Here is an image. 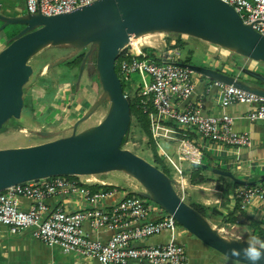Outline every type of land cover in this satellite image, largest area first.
I'll return each mask as SVG.
<instances>
[{
	"label": "water",
	"instance_id": "water-1",
	"mask_svg": "<svg viewBox=\"0 0 264 264\" xmlns=\"http://www.w3.org/2000/svg\"><path fill=\"white\" fill-rule=\"evenodd\" d=\"M14 25L21 27L0 50V130L9 120L21 117L23 88L32 74L29 61L47 48L71 50L68 55L48 64L49 68L85 50L75 88L79 87L85 73L87 77L96 75L101 90L87 111L75 121L69 135L32 130L47 141L0 148V191L55 175L96 176L121 172L143 188L130 192L161 207L207 247L246 264L237 250L248 239L222 234L199 210L183 200L173 186V177L124 148L122 141L127 135L131 112L116 72V60L132 39L174 33L197 38L264 65V36L251 24H244L233 7L223 0H95L73 11L49 16L26 11L15 16L0 13V33L8 32ZM176 64L264 100L262 71L237 68L250 81L260 83L254 85L219 69L181 60ZM103 103H107L104 118L96 125L77 131L79 124L89 119ZM217 173L230 177L233 184L240 186L256 184L239 179L227 170L219 169Z\"/></svg>",
	"mask_w": 264,
	"mask_h": 264
},
{
	"label": "built area",
	"instance_id": "built-area-1",
	"mask_svg": "<svg viewBox=\"0 0 264 264\" xmlns=\"http://www.w3.org/2000/svg\"><path fill=\"white\" fill-rule=\"evenodd\" d=\"M93 1L25 0V11L49 16L73 11ZM223 1L233 7L244 24H251L264 36V0ZM121 52L122 57L116 60L117 75L126 84L125 96L136 99L137 108L147 115L152 140L175 139L170 136L174 131L165 126L171 122L185 131L196 132L204 142L249 147V135L236 132L233 117L226 112L235 104L249 105L246 118L264 124V100L260 96L209 80L204 93L208 94L212 88L217 90L220 114H208L203 99L192 98L199 79L188 68L177 65L179 60L159 50L156 54L148 49L136 53L131 43ZM178 143V162L169 156L165 158L175 181L173 186L183 198L178 188H185L180 162L199 164L203 155L188 136ZM233 197L241 211L257 203L264 204V180L236 187ZM24 201L29 204L24 206ZM0 224L11 234L29 229L31 236L41 243L98 264L187 262L185 246L175 239L179 225L161 207H151L147 199L131 194L127 187L99 180L85 181L76 175H55L1 190ZM163 233L170 234L167 242L142 244Z\"/></svg>",
	"mask_w": 264,
	"mask_h": 264
},
{
	"label": "rangeland",
	"instance_id": "rangeland-1",
	"mask_svg": "<svg viewBox=\"0 0 264 264\" xmlns=\"http://www.w3.org/2000/svg\"><path fill=\"white\" fill-rule=\"evenodd\" d=\"M20 27L19 25H14L8 28V35L18 31ZM150 40L156 41L158 47H143L141 49H148L150 51H157V49H159L163 54L166 53V55L173 59L181 61L187 59L193 64L219 69L222 72H232L231 74L233 75L239 74V70L236 67L237 65L264 72V65L262 63L243 58L218 46L187 35L158 33L155 34L153 38L151 37ZM132 48L133 51L138 53L134 46H132ZM70 51L71 50L66 47L47 48L29 61L32 67V74L23 88L24 105L21 117L19 119L9 120L2 127L0 130V148L15 146L25 141H29L33 144L47 141L46 139L37 137L31 132L32 130L56 131L59 134L58 136L69 135L75 121L78 120L94 102L101 90L95 74L89 77L83 74L79 87L76 89L75 82L78 68L69 69L65 64L71 57L57 66L52 68L48 67V64L59 57L68 55ZM81 52H85V50ZM197 76L200 75L198 73H193V77ZM242 81L248 84L252 83L248 78ZM248 108H250V106L247 104H239L237 106L232 105L227 109L229 115H244L242 118L233 119V127L241 129L242 127H249L252 124L256 126L257 129H260L258 127H262L260 131H263L264 126L261 122L252 123L246 119L245 113ZM106 110L107 103H103L89 119L79 124L77 131L99 123L104 118ZM135 122L133 118L132 126L128 133V141L123 146L156 165L150 148L154 141L149 134L140 128L138 122ZM251 137L252 139L254 138L253 134H251ZM243 151H246V149H241V153ZM211 159L213 163L214 157H211ZM217 159L219 160V158ZM157 166L167 175L172 176V173H170L165 166ZM185 167H188V169L184 171V175L186 178L189 177V180H191L190 177L196 178L199 175L206 178L209 177L212 181L211 183L223 190L226 186L228 187L232 184V179L230 177L219 175L216 173V170H206L200 166H191L189 163H187ZM94 180H107L110 181V183L127 187L129 191L142 190V187L134 179L121 172H109L96 175L92 181ZM187 184H189L188 180ZM178 188L181 190L183 200L190 204L188 185L187 187L185 186L184 189ZM147 204L151 207L157 206L155 203L148 200ZM210 209V213L206 212V208L202 210L205 212V215L210 216L213 208ZM214 224V227L219 229L224 235L241 237L248 240L253 238L245 227L237 226L240 224L227 225L224 224V222H216ZM179 229L186 232L180 225Z\"/></svg>",
	"mask_w": 264,
	"mask_h": 264
},
{
	"label": "crops",
	"instance_id": "crops-1",
	"mask_svg": "<svg viewBox=\"0 0 264 264\" xmlns=\"http://www.w3.org/2000/svg\"><path fill=\"white\" fill-rule=\"evenodd\" d=\"M0 4V13L8 16L23 14V12L25 11V0H0ZM10 34L8 35V32L0 33V50L6 45ZM136 77L137 76H134L135 80L139 79V77ZM196 78L199 79V83L196 85L195 94L192 96L193 100H198V98L201 97L203 99L205 112L208 114L219 115L220 108L217 100V90L215 88H212L208 94H205L204 90L209 83V79L202 77L201 75L197 76ZM237 105L239 104H235L234 106ZM227 109L226 112L229 114ZM249 109L250 108H248V110ZM248 110L246 111V113L248 112ZM230 116L233 117V119L244 117V115L242 114H234ZM250 122L253 123L261 121ZM165 126L174 131L172 134L170 133V136L174 137L175 139L158 138L153 141L158 154V158L163 162L164 166L169 171L170 167L166 162L165 156H169L178 162L177 156L180 153V150L178 149V141L181 140L184 136H188V138L194 143V145L200 149L203 155L201 163L191 164V166L203 165V169H210L211 171L216 170V173L219 169L227 170L235 175V177L248 182L259 183L262 177H264V129L263 131H260L262 127H258L260 129H257V127L252 124L249 127H242L241 129H236L233 127V129L238 133H247L251 139V145L249 147H229L217 145L213 142H204L198 137L196 132L185 131L175 123L168 122ZM251 134H253L254 136L253 139L251 137ZM29 145H33V143L25 141L22 144L10 147ZM241 149H246V151H243L241 153ZM211 157H214L213 163L211 162ZM217 158H219V160ZM180 164L184 171L188 169V167H185L187 163H185L184 161H181ZM200 176L201 175H199L198 177ZM207 178L209 179V177ZM183 179L185 182V186L187 187L188 185L190 205H198V207L201 209L206 208V212L208 213L211 212L210 208H213L210 216L205 215V212H203L204 216L207 218L210 224L215 226L214 223L216 222H224V224L231 225L233 223L229 222V218L233 214L234 217H239L238 224L240 225L237 226L245 227V229L252 236L253 234L249 229L250 221H256V223H259L260 227L264 229V204L257 203L249 207L246 211H241L239 209V202L233 197V190L235 188H231V192L227 193L225 191L226 189L223 190L221 188H217L213 183H211L212 181L208 183L191 184L189 177L186 178L184 172ZM190 179L192 178L190 177ZM187 180L189 181V184H187ZM28 204V201H24V206ZM169 238V233H163L161 235L144 240L142 244L152 245L165 243L169 240ZM175 239L185 246L187 255L186 264H241L224 257L220 253L201 243L194 236L190 235L187 232H183L181 229H178ZM0 264L98 263L97 261L91 259L87 261L80 260L72 253L64 252L56 246L49 247L34 239L31 236V231L29 229L23 230L22 232L17 234H11L4 225L0 224ZM130 264L139 263L131 262Z\"/></svg>",
	"mask_w": 264,
	"mask_h": 264
},
{
	"label": "trees",
	"instance_id": "trees-1",
	"mask_svg": "<svg viewBox=\"0 0 264 264\" xmlns=\"http://www.w3.org/2000/svg\"><path fill=\"white\" fill-rule=\"evenodd\" d=\"M15 33V32H14ZM14 33L10 34L9 37H11ZM8 44V41L7 43ZM83 54L84 52H80L79 54L77 55H74L72 56L71 58H69L68 61L65 62L66 66L69 68V69H73V68H78L79 65H80V62L82 60V57H83ZM153 54H156V51H153ZM122 57V52L121 54L118 56L117 59H120ZM117 68V66H116ZM124 83H122L123 85ZM123 88H126V84L123 85ZM136 99H129V102H130V112H131V120H130V124H129V127H128V131H127V135L126 137H124L123 139V144H125L127 141H128V133L130 131V128L132 126V122H133V118L134 120L136 121L135 123L138 122V125L140 126V128L145 131L147 134H149L151 136V133H150V129H149V121H148V117L146 114H143L141 109L137 108L136 106ZM151 151H152V154L154 156V161L156 162V167H158L157 165L159 166H164L163 162L158 158V154H157V151L155 149V144L152 143L151 145ZM201 168H204L203 165H200ZM206 168V167H205ZM165 173V172H164ZM191 184H201V183H208V182H211L210 179L206 178V177H203V176H200V177H196V178H192L190 180ZM240 185L238 184H231V186H228L226 187L225 191L227 193H230L231 192V188H236ZM95 189V188H94ZM131 194L135 195V196H139V195H136L134 193L131 192ZM141 197V196H139ZM142 198V197H141ZM194 208H196L197 210H199L203 215V210L201 208H199L198 206L196 205H192ZM218 212V211H217ZM219 214V213H217ZM239 218V217H238ZM238 218L237 217H234V215L232 214V216H230V221L229 222H236L238 221ZM249 229L251 230L253 236L258 240V241H261V242H264V229H262L259 225V223H256V221L252 220L250 221V225H249Z\"/></svg>",
	"mask_w": 264,
	"mask_h": 264
},
{
	"label": "clouds",
	"instance_id": "clouds-1",
	"mask_svg": "<svg viewBox=\"0 0 264 264\" xmlns=\"http://www.w3.org/2000/svg\"><path fill=\"white\" fill-rule=\"evenodd\" d=\"M237 251L243 256L246 264H264V242L258 241L255 237L245 242Z\"/></svg>",
	"mask_w": 264,
	"mask_h": 264
},
{
	"label": "bare ground",
	"instance_id": "bare-ground-1",
	"mask_svg": "<svg viewBox=\"0 0 264 264\" xmlns=\"http://www.w3.org/2000/svg\"><path fill=\"white\" fill-rule=\"evenodd\" d=\"M154 36H155V34H152V35H145V36L139 37L137 39H132L131 40V46H134L138 52L143 47L157 48L158 44L156 43V41L150 40L151 37L153 38ZM80 177H81V179H83L85 181H91L94 179L95 176H80ZM103 182L104 183H110V181H107V180H105ZM142 190H143V188H142Z\"/></svg>",
	"mask_w": 264,
	"mask_h": 264
},
{
	"label": "flooded vegetation",
	"instance_id": "flooded-vegetation-1",
	"mask_svg": "<svg viewBox=\"0 0 264 264\" xmlns=\"http://www.w3.org/2000/svg\"><path fill=\"white\" fill-rule=\"evenodd\" d=\"M183 62H186V63H192L190 60H187V59H184V61ZM237 68H241V66H239V65H237L236 66ZM232 73V72H231ZM85 74V73H84ZM86 75V74H85ZM235 75H238V78H240V79H245L246 78V75H243V73L241 72V71H239V74H235ZM242 75V76H241ZM87 76V75H86ZM251 81H252V84H254V85H256V84H260L258 81H256V80H253V79H251Z\"/></svg>",
	"mask_w": 264,
	"mask_h": 264
}]
</instances>
